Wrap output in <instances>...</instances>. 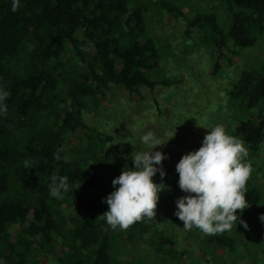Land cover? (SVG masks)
<instances>
[{"label": "trees", "instance_id": "16d2710c", "mask_svg": "<svg viewBox=\"0 0 264 264\" xmlns=\"http://www.w3.org/2000/svg\"><path fill=\"white\" fill-rule=\"evenodd\" d=\"M208 3L209 8H200L192 0H20L13 12L11 0H0V86L9 93L8 113L0 117V264H150L148 257L183 264L198 249L213 263L219 257H244L240 240L257 243L264 191L252 172L245 187L250 206L237 215L249 230L255 227V235L245 228L247 236H241L238 221L230 232L213 236L193 228L184 239L192 248L180 250L175 225L184 224L171 201L180 196L174 189L183 156L171 151L163 152L164 179L159 173L153 177L166 186L154 218L126 230H113L100 218L108 211L102 200L115 190L113 179L125 167L134 169L135 145H124L127 154L118 159L107 147L120 140L91 126L88 115L118 91L156 108L144 92L179 88L175 72L181 69L174 61L179 46L188 55L205 49L213 76L230 80L225 92L233 117L226 130L244 143L250 158L264 157V60L232 76L224 70L264 40V0ZM166 15L183 20L182 33L162 30ZM155 103L165 120L162 105ZM140 136L133 131L130 137ZM53 175L67 178L69 190L62 199L49 195ZM164 216L170 219L164 221L166 230L159 223Z\"/></svg>", "mask_w": 264, "mask_h": 264}, {"label": "rangeland", "instance_id": "374dc122", "mask_svg": "<svg viewBox=\"0 0 264 264\" xmlns=\"http://www.w3.org/2000/svg\"><path fill=\"white\" fill-rule=\"evenodd\" d=\"M192 1L197 7H210L208 0ZM189 11L190 14H192L190 8L184 9L185 13ZM184 27L185 24L183 20L176 21L172 15H166L162 30L165 32H176L177 34L182 33ZM177 37L179 42H185V39H182L180 34H178ZM173 44H175L174 41ZM184 49L185 47L183 46L177 48L176 53L180 55V57L174 60L175 63L180 64L179 68L181 69H179L180 72H175V76L179 81V88L175 89V87L174 90L170 91L165 89L159 90L155 93L149 91L144 92V96L148 98L146 100L151 101L156 108L149 110V108L145 106V102L142 101L138 95L131 96L123 91H118L116 98H110L107 104L103 106L104 109L100 108L88 115L91 126L97 127L98 129L103 127L102 129L114 134L116 139L118 138L120 140V143L112 142L107 147L109 151H114L117 154L118 159L126 156L127 152H125V150L127 149L124 145L128 146L129 143L135 145L132 154L136 150H144L145 146L140 143V139L136 141L131 140L130 136L133 131L139 132L141 136L146 131H153L160 137L161 142H167L168 140L165 145L160 146L156 151H161L162 153L171 151L175 155L179 154L184 156L189 152L198 150L202 146V141L208 131L207 129L210 130L216 125L224 126L225 130L229 127L228 123L232 122L233 112L228 95H226L225 92V86L229 84L230 80L227 81V79L223 77L216 78L213 76V65L205 49L198 48V52H191L189 55ZM181 54H183V56H181ZM261 60H264V40L260 41L256 48L245 51L240 56L233 58L232 62L235 66L231 68L225 64L224 70L228 76H232L236 70H240L250 65V63ZM173 64L174 62L172 64L169 63V67ZM222 73L225 74L224 72ZM155 100L162 105L165 120L161 119V114L158 111ZM123 113L126 114V117H122ZM228 118H231V120L226 121ZM226 133L232 136L227 130ZM179 160H181V158ZM247 160L252 165V172L255 174L257 173V179L259 180L258 184L264 191V157L250 158L248 156ZM174 192H178L180 196H175L174 200L171 201L172 207H176L177 199L186 195L178 185L175 187ZM162 196L164 198H162V200L166 201L168 193L165 192ZM166 219L170 221L168 217L166 218V216H164V219L162 218L159 222L161 223V228L164 230L167 229L164 223ZM182 226L175 225V227H178L177 235L182 245L180 250L187 247L192 248L190 244L184 242V239L187 238V232ZM249 228L250 230L247 228V232L250 231V235H255L253 234L255 227L250 225ZM235 229L241 236L244 233L247 236V232H245L243 225H238ZM259 233L260 235L256 240L257 243L249 239L246 240V242L244 240L239 241L238 247L244 255L242 258L237 257V260L233 261L231 257H219L213 259L212 263V259L203 256L198 249L195 250L196 252L193 250L194 252L189 257L185 258L183 264H215V262H218V264H242L240 260H244L243 264L246 261V264H264V225L262 226V233L260 231ZM251 238L252 236H250V239ZM245 248H248L247 250H249L251 256ZM141 249L145 251L143 254L145 256L147 254L145 247L143 246ZM128 258L132 260L134 257ZM142 258L147 257H141V259ZM148 258L151 259L150 264H162L158 257ZM254 259H258L260 262H254Z\"/></svg>", "mask_w": 264, "mask_h": 264}, {"label": "clouds", "instance_id": "9594fccd", "mask_svg": "<svg viewBox=\"0 0 264 264\" xmlns=\"http://www.w3.org/2000/svg\"><path fill=\"white\" fill-rule=\"evenodd\" d=\"M19 7L20 0H11L13 12ZM8 96L0 86V117L8 113ZM207 130L202 146L185 154L176 165L178 186L186 195L177 199L175 216L183 222L185 231L196 228L207 236L230 232L237 221L247 229V223L237 211L243 213L250 206L245 198V187L252 173L248 149L236 137L228 135L222 125ZM167 142H161L153 131H146L140 137L144 150L134 151L131 157L134 169L125 167L113 179L115 190L102 200L108 211L100 217L113 230H126L136 222L155 217L159 194L166 186L155 183L153 177L159 173L161 180L164 179L162 162L167 159L156 149ZM54 158L61 159L59 155ZM24 167L30 168L28 160L24 161ZM50 181L49 195L62 199L69 190L67 178L53 175ZM259 219L264 222V214Z\"/></svg>", "mask_w": 264, "mask_h": 264}]
</instances>
